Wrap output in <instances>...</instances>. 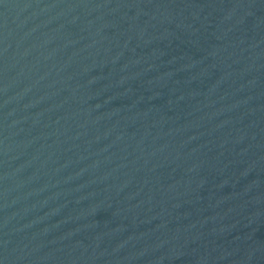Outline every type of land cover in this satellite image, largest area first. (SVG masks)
I'll return each instance as SVG.
<instances>
[{
  "label": "water",
  "instance_id": "95a60500",
  "mask_svg": "<svg viewBox=\"0 0 264 264\" xmlns=\"http://www.w3.org/2000/svg\"><path fill=\"white\" fill-rule=\"evenodd\" d=\"M0 264H264V0H0Z\"/></svg>",
  "mask_w": 264,
  "mask_h": 264
}]
</instances>
